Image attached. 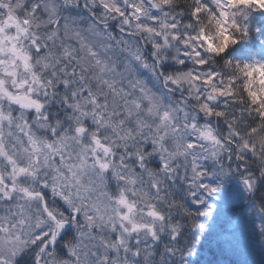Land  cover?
Here are the masks:
<instances>
[{
  "label": "clouds",
  "instance_id": "1",
  "mask_svg": "<svg viewBox=\"0 0 264 264\" xmlns=\"http://www.w3.org/2000/svg\"><path fill=\"white\" fill-rule=\"evenodd\" d=\"M180 2L191 4L192 0ZM26 3L28 0H0V25L4 28L0 32V108L16 115L21 111L25 116L34 114V108L23 109L9 99V94L27 95L39 102L54 122L63 118L67 110V105L58 101L65 91L60 87L62 79L71 77L77 81L73 87L87 83L96 97V105L81 99L80 108L72 111L79 115L81 110L90 108L103 113L104 119H111L122 130L100 127L103 121L97 123L88 117L91 129L110 146L107 154L103 149L93 153L96 145L89 140L88 154L99 155L108 162L107 170L90 164L73 175L75 169L62 167L63 176L55 191L51 184L56 173L51 166L41 165L38 175L30 178L29 187L43 191L49 206L64 222L63 229L36 211L34 204L29 218L13 207L16 200L0 197V264H77L71 249L80 240V232H87L90 244H95V234L110 236L113 224L118 232L126 229L124 234L132 237L133 243L138 237L157 245V264H264V127L258 121L253 133L243 125L234 126L240 133L236 136L215 118L200 113L194 125L182 111L172 107L184 89L195 94L199 85L190 73L206 71L195 67L197 59L207 60L209 68L216 71L234 69L237 62L264 63V0H206L193 32L200 39L191 40L190 55L185 58L188 67L181 69L184 75L179 76L176 69L180 65L173 61L167 62L171 67L166 74L159 65L152 71L117 43V39H127L128 32L136 31L138 22L132 19L127 25L124 20L129 17L122 18L116 11L118 6L127 11L124 0H33L39 5L38 17L24 15ZM10 10L19 17L26 32H18L11 22L3 24ZM24 19L30 23L24 24ZM53 30L57 35L48 40ZM139 36L141 33L137 32ZM36 39L42 51L35 50ZM13 45L26 54L30 67L9 50ZM221 47L223 52L212 51ZM145 59L148 60L147 54ZM227 61L232 64L227 65ZM73 69L76 76H72ZM81 73L86 81H79ZM237 75L242 83L244 77ZM173 87L175 92L169 91ZM145 97H151L156 107L148 102L138 108L132 102L144 101ZM165 110L172 121L166 122L168 127L179 126L175 136L183 137L179 146L175 136L168 137L172 155L165 154V159L171 171L157 167L161 163L160 149L150 146V139L145 140L149 131L159 125L157 113ZM137 119L148 125L143 136L135 134ZM120 120H124L123 126ZM129 128L132 138H121L123 130ZM8 131L6 126L5 140L11 144ZM202 132H210L211 137L205 138ZM188 137L198 147H188ZM145 148L151 156L144 153ZM138 152L145 156L143 168ZM193 160L195 169L190 166ZM130 176L136 178L134 184L128 182ZM42 181L49 187L43 188ZM121 194L133 205L131 212L118 203ZM153 211L158 215H150ZM200 211L206 215H198ZM101 214L103 219H98ZM88 217H93V221ZM201 223L206 230L198 228ZM51 232L57 233L55 242L50 236L45 238ZM165 244L171 245L172 253L165 251Z\"/></svg>",
  "mask_w": 264,
  "mask_h": 264
},
{
  "label": "snow or ice",
  "instance_id": "2",
  "mask_svg": "<svg viewBox=\"0 0 264 264\" xmlns=\"http://www.w3.org/2000/svg\"><path fill=\"white\" fill-rule=\"evenodd\" d=\"M205 4L206 0H192L191 4L181 3L180 0H124L123 8L127 11L122 10L119 6L116 11L122 18L129 17L124 20L125 24L131 25L132 19H136L138 22L135 25L136 31L128 32V38L123 41L117 39V43L123 44L124 50L134 60L143 62L144 66L152 71H155L156 66L159 65L165 69L166 74L167 69L171 67L167 62L171 60L180 65V68L176 69V75H184L181 69L188 67V61L185 58L190 55L191 40L200 39L199 36H193V32L196 30V25L199 24V17ZM23 10L25 16L31 14L34 17H38L40 11L39 5L33 3V0H28V3L23 5ZM9 22L16 27L18 32L27 31V29L21 28L19 17L11 10L3 24H9ZM29 23L28 19H24V24ZM3 31V25H0V32ZM200 31L203 32V29ZM137 32L141 33V36L137 37ZM56 35L57 33L53 30L48 34L47 39L54 40ZM5 38L11 39V37ZM33 43L36 45V51H42L38 39ZM44 47H48V45L45 44ZM9 50L23 59L26 67H30L27 64V56L22 50L17 49L15 45ZM212 51L223 52L224 48L212 49ZM65 54L68 53L65 52ZM146 54L148 60L145 59ZM195 55L199 57L200 54L196 52ZM149 60L151 63L148 62ZM226 64L230 66L232 62L227 61ZM195 67L201 70L206 69L202 74H197L194 71L190 73L199 86L194 89V95L188 89H184L181 98H178L172 106L174 110L182 111L186 120L193 122L194 125L198 122L200 113L215 118L218 122H223L236 136L240 133L234 126L243 125L251 129L253 133L257 131L258 121L260 126L264 127V63L257 61L255 64L244 63L241 65L240 62H237L234 69L216 71L214 68H209L207 60L197 59ZM100 71L103 72L104 69L101 68ZM237 74L244 77L242 83ZM76 75V70L73 69L72 76ZM78 79L86 81L87 77L81 73ZM169 82H172L171 78H169ZM75 83L77 81L71 77L62 79L60 87L65 91L58 102L66 104L67 110L63 118L58 117L54 122L52 115L47 113L39 102L30 99L27 95L9 94V99L20 104L23 109L34 108V114L29 112L25 116L21 111L19 115H16L15 113H5L0 108V197L6 201L16 200L17 203L13 207L18 209L20 215H27L29 218L33 211L31 205L34 204L35 210L46 214L58 229L65 227L64 222L49 206L43 191L37 192L29 187L30 178H35L38 175L41 165L51 166L56 173L52 176L51 184L52 190L55 191L63 176L62 167L69 170L75 169L73 175L85 170L90 164L93 168L107 170L110 167L108 162L101 160L99 155L90 156L88 154L87 141L89 140L96 145L92 149L93 153H96L97 149H103L105 154L110 151V146L104 144L88 125V117H92L93 121L97 123L103 121L99 125L100 127L116 128L115 122L103 118V113L90 108L81 110L79 115L72 111L73 108H80L79 100L81 99H89L92 105H96L93 87L87 83L80 87H73ZM169 91L175 92V88H170ZM54 95L57 93L54 92ZM132 102L138 108L148 102L151 103L152 108L156 107V103L151 97H145L144 101L136 99ZM104 107L107 108L106 103ZM149 110L151 111V109ZM157 116L159 125L154 131H149L145 140L150 139V146L160 149L161 163L157 167L171 171L168 160L165 159V154L169 157L172 155L168 151V137L175 136L180 128L179 126L174 129L168 127L166 122L172 123L169 111L158 112ZM81 120L83 122H80ZM135 123V134L143 136L144 129L148 125L139 119ZM119 124L123 126L124 120H120ZM6 126L9 130L8 136L13 141L11 144L5 140L4 129ZM13 128H15V132L12 131ZM116 130L121 131L122 128H116ZM131 134V128L123 130L121 138H132ZM201 135L205 138L211 137L210 132H202ZM77 137H80L79 142H77ZM175 139L177 146L182 144V136H175ZM188 140L190 141L188 147H198L192 137H188ZM143 151L148 156L152 155L146 148ZM137 159L141 161L140 167L143 168L142 162L145 156L138 152ZM120 161L121 164L124 163L123 157H120ZM190 166L192 169L197 167L195 160L191 162ZM149 174L151 175V172ZM128 182L134 184L136 178L130 176ZM41 183L43 188L49 187L46 181ZM64 199L68 200V197H64ZM118 203L126 207L129 212L133 209V205L123 194L119 196ZM197 207H201L199 201H197ZM75 211L78 213L79 209ZM185 211L189 210L185 209ZM150 215L157 216L158 213L153 211ZM198 215L205 216L206 212L200 211ZM97 218L103 219V215L101 214ZM88 219L93 221V217H88ZM123 219L128 220V217L124 216ZM133 227L135 228L136 225ZM198 228L206 230V225L201 223ZM125 232L126 229L118 232L117 225L113 224L110 236L95 234L96 242L90 244L88 233L81 231L80 240L71 249V254L76 257L77 264H81V258H83L84 264H157L154 260V256L157 254L154 249L157 248V245L138 237L133 243L132 237L126 238ZM56 235L57 233L51 232L45 238L50 236L55 242ZM164 247L167 253H172L171 245L165 244ZM92 257L95 259H91ZM163 258L161 256V259Z\"/></svg>",
  "mask_w": 264,
  "mask_h": 264
}]
</instances>
